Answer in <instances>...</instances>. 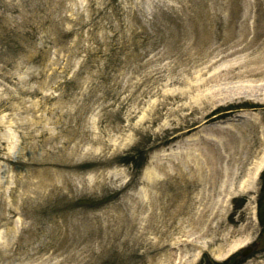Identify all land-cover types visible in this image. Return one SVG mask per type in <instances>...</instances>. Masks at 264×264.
<instances>
[{"label": "rangeland", "instance_id": "obj_1", "mask_svg": "<svg viewBox=\"0 0 264 264\" xmlns=\"http://www.w3.org/2000/svg\"><path fill=\"white\" fill-rule=\"evenodd\" d=\"M263 161L264 0H0V264H264Z\"/></svg>", "mask_w": 264, "mask_h": 264}, {"label": "bare ground", "instance_id": "obj_2", "mask_svg": "<svg viewBox=\"0 0 264 264\" xmlns=\"http://www.w3.org/2000/svg\"><path fill=\"white\" fill-rule=\"evenodd\" d=\"M201 124H203V123H201ZM198 128H199V125L195 128V130L198 129ZM263 167H264V161L261 162V164L257 167V171H256L255 174L258 175V173L261 171V169H262ZM254 180H258V178H255V177H254V178L251 179V180H250V179H243V180H241V182H240V188H245V187H247V184L249 185L250 183H253ZM231 185H232V184H231ZM221 188H225V189H226V190H225V189H222V190H221V194H222V192H223L225 195H227L226 192H227V193H228V191H229V193L232 192V189H231V188L222 187V186H221ZM222 195H223V194H222ZM224 199H225V198H224ZM217 200L220 201L221 199H217ZM182 261H183V260H181L180 262H178V264H179V263H182Z\"/></svg>", "mask_w": 264, "mask_h": 264}, {"label": "water", "instance_id": "obj_3", "mask_svg": "<svg viewBox=\"0 0 264 264\" xmlns=\"http://www.w3.org/2000/svg\"><path fill=\"white\" fill-rule=\"evenodd\" d=\"M252 251V249H246L244 252H243V256H247L249 255V253Z\"/></svg>", "mask_w": 264, "mask_h": 264}]
</instances>
